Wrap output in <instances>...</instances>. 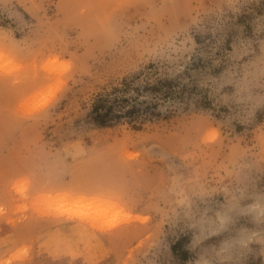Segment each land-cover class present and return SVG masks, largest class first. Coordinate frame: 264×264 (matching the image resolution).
<instances>
[{"label": "rangeland", "instance_id": "374dc122", "mask_svg": "<svg viewBox=\"0 0 264 264\" xmlns=\"http://www.w3.org/2000/svg\"><path fill=\"white\" fill-rule=\"evenodd\" d=\"M263 1L0 0V264H264Z\"/></svg>", "mask_w": 264, "mask_h": 264}, {"label": "trees", "instance_id": "16d2710c", "mask_svg": "<svg viewBox=\"0 0 264 264\" xmlns=\"http://www.w3.org/2000/svg\"><path fill=\"white\" fill-rule=\"evenodd\" d=\"M127 88L128 86L124 87V89H127ZM98 101H99L98 104L94 105L93 107V118L92 119L98 125H107L109 123V118H110L109 113L111 110V105H107V103L103 102L105 101L103 99H98ZM112 102L114 103L116 102L117 104H122V103H126L127 99L113 98ZM146 108H147L146 106L143 107L142 109H136L132 107V109L127 112V114L130 115L133 112L137 113L138 111H145Z\"/></svg>", "mask_w": 264, "mask_h": 264}, {"label": "bare ground", "instance_id": "6f19581e", "mask_svg": "<svg viewBox=\"0 0 264 264\" xmlns=\"http://www.w3.org/2000/svg\"><path fill=\"white\" fill-rule=\"evenodd\" d=\"M68 195V194H67ZM70 197V196H69ZM62 204V203H61ZM60 205V204H59ZM59 208H61V206L59 207ZM53 210V209H52ZM55 210V209H54ZM57 213V212H56ZM55 213V214H56ZM68 216H71L70 214L68 215ZM130 216V215H129ZM112 225V224H111ZM110 226V225H109ZM114 227V226H113ZM111 229V228H110Z\"/></svg>", "mask_w": 264, "mask_h": 264}, {"label": "clouds", "instance_id": "9594fccd", "mask_svg": "<svg viewBox=\"0 0 264 264\" xmlns=\"http://www.w3.org/2000/svg\"><path fill=\"white\" fill-rule=\"evenodd\" d=\"M257 6H259V5L257 4ZM237 11H239V10H237Z\"/></svg>", "mask_w": 264, "mask_h": 264}]
</instances>
